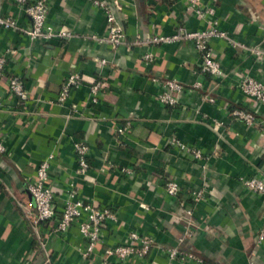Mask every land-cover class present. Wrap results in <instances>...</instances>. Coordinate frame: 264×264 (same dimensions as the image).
Returning <instances> with one entry per match:
<instances>
[{"label":"crops","instance_id":"0c3cea01","mask_svg":"<svg viewBox=\"0 0 264 264\" xmlns=\"http://www.w3.org/2000/svg\"><path fill=\"white\" fill-rule=\"evenodd\" d=\"M107 1L125 33L117 47L105 40V14L92 0H47V22L67 29L69 37L31 40L21 31L0 29V56L6 58L0 78V264H99L104 249L132 230L151 236L154 244L144 259L123 264H180L167 256L171 247L192 252L201 264H264V241L255 238L264 228V194L240 179L264 176V102L239 86L245 76L264 84V60L214 37L209 46L222 68L215 77L201 72L191 40L147 43L150 35H172L178 26L205 29L215 18L230 38L264 51V0H213L215 13L206 17L188 10L185 0ZM0 14L29 27L14 0H0ZM147 51L151 62L144 59ZM73 72L82 83L58 102ZM12 75L20 77L26 99L9 91ZM167 79L185 86L174 105L158 98ZM98 80L104 86L93 103L89 87ZM235 109L254 114L256 122L238 119ZM124 126L127 131L118 133ZM173 137L200 150L201 157L173 146ZM78 138L89 145L84 174L76 172ZM50 154L57 216L70 188L78 198L117 212L118 221L107 224L88 258L76 224L60 234L48 233V222L38 231L32 226L35 206L27 187ZM169 180L179 184L178 196L167 194ZM199 189L203 198L189 215L181 202L190 204ZM183 232L188 235L179 241Z\"/></svg>","mask_w":264,"mask_h":264},{"label":"built area","instance_id":"2783aa9c","mask_svg":"<svg viewBox=\"0 0 264 264\" xmlns=\"http://www.w3.org/2000/svg\"><path fill=\"white\" fill-rule=\"evenodd\" d=\"M21 5L24 13L29 20V27L23 28L18 25L16 20L10 15L0 14V29H13L25 33L31 40L50 41L55 38L69 37L70 32L65 28L55 29L47 22L48 5L47 0H14ZM203 0H185L186 7L198 17L213 16L215 13L213 0H208L209 4L204 6ZM93 4L104 11L107 26V36L105 40L113 47H117L125 42V33L123 27L117 22L113 6L107 0H92ZM95 37V36H94ZM220 37L227 40L235 47L249 50L256 58L264 60V51L259 48H250L244 44L230 38L228 34L218 28L217 20L211 19V24L205 29L187 30L182 26H178L172 35L152 34L149 36L147 43L162 44L180 40H191L199 53L201 59L200 70L202 73L210 74L215 77L222 75L220 62L214 57L209 46L211 39ZM153 54L147 51L144 59L147 62L153 61ZM6 58L0 56V78L4 74ZM82 83V78L77 72H73L64 82L57 97L58 102H64L73 89L78 88ZM104 86L102 80H98L90 85V100L96 103L98 93ZM164 90L159 94V100L166 105H174L177 102V94L181 93L185 86L175 79H167L163 83ZM240 89L244 94L258 101L264 102V84L255 78L245 76L240 80ZM9 91L24 100L27 97L26 90L18 75H12L8 78ZM209 101L213 98L209 97ZM232 114L238 119L253 124L256 122L254 114L235 109ZM216 126L220 123L215 122ZM127 131V126L118 127L117 132L122 134ZM171 144L180 150L185 151L194 159L201 157L200 150L186 145L176 137L171 139ZM73 147L77 160L76 172L84 174L90 167L89 163V145L83 139H75ZM4 151V147L0 144V152ZM53 154L42 161L36 168L35 175L28 183V191L34 200L35 211L31 216V223L34 230L38 231V226L42 222H48V233L60 234L66 232L72 224H76L80 235L84 240V248L82 255L88 258L95 251L97 245L102 241L103 232L107 224L118 221V215L115 209L109 206H100L91 201H85L76 196L74 188L67 191L66 200L62 211L57 216V208L54 201V190L50 184L49 167ZM130 171V170H126ZM243 185L250 191L264 194V176L252 175L240 178ZM168 195L178 196L181 192L179 184L173 180H169L165 184ZM204 192L199 189L191 193V203L181 202L187 214H192L193 206L203 198ZM188 233L183 232L179 241H182ZM256 242L260 244L264 241V228L259 230L256 235ZM154 244V240L149 235H142L135 230L128 233L123 242L113 247H107L103 251L101 262L99 264H123L126 262H137L145 258L149 250ZM42 244L39 248H42ZM167 256L171 260H176L180 264L194 262L201 264L202 260L196 257L192 252L171 247L165 250ZM113 257L110 260V257Z\"/></svg>","mask_w":264,"mask_h":264}]
</instances>
